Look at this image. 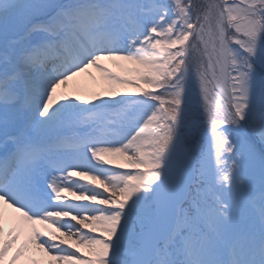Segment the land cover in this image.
<instances>
[{
	"label": "snow or ice",
	"instance_id": "obj_1",
	"mask_svg": "<svg viewBox=\"0 0 264 264\" xmlns=\"http://www.w3.org/2000/svg\"><path fill=\"white\" fill-rule=\"evenodd\" d=\"M18 262L264 264V0H0Z\"/></svg>",
	"mask_w": 264,
	"mask_h": 264
},
{
	"label": "bare ground",
	"instance_id": "obj_2",
	"mask_svg": "<svg viewBox=\"0 0 264 264\" xmlns=\"http://www.w3.org/2000/svg\"><path fill=\"white\" fill-rule=\"evenodd\" d=\"M124 91H127L129 93L135 92V90L131 89V88L124 89ZM106 195H107V193H106ZM8 211L10 212L11 210H8ZM9 255L11 256V254H9Z\"/></svg>",
	"mask_w": 264,
	"mask_h": 264
},
{
	"label": "rangeland",
	"instance_id": "obj_3",
	"mask_svg": "<svg viewBox=\"0 0 264 264\" xmlns=\"http://www.w3.org/2000/svg\"><path fill=\"white\" fill-rule=\"evenodd\" d=\"M98 79H99V80H101V77H100V76H98Z\"/></svg>",
	"mask_w": 264,
	"mask_h": 264
}]
</instances>
